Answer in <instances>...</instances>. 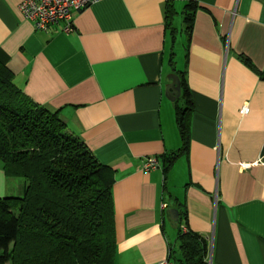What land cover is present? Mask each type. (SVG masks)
<instances>
[{
  "label": "crops",
  "instance_id": "1",
  "mask_svg": "<svg viewBox=\"0 0 264 264\" xmlns=\"http://www.w3.org/2000/svg\"><path fill=\"white\" fill-rule=\"evenodd\" d=\"M22 1L0 0V63L113 171V264H177L181 231L207 242L204 264H264V0H171L174 41L167 0H96L69 32L36 29ZM189 2L178 67L175 17ZM171 49L193 110L167 166L182 145L165 96ZM147 157L158 167L145 170Z\"/></svg>",
  "mask_w": 264,
  "mask_h": 264
},
{
  "label": "trees",
  "instance_id": "2",
  "mask_svg": "<svg viewBox=\"0 0 264 264\" xmlns=\"http://www.w3.org/2000/svg\"><path fill=\"white\" fill-rule=\"evenodd\" d=\"M194 8L190 2L183 8L186 34L192 29ZM175 14L173 2L167 0L165 18L173 41ZM173 56L171 49L170 62L181 82L174 114L182 145L167 166L186 149L193 110L185 70L175 67ZM0 163L5 177L25 179L22 196L0 197V264H113V171L65 130L58 111L24 96L13 83V72L2 63ZM175 254L177 264H204L207 242L181 231Z\"/></svg>",
  "mask_w": 264,
  "mask_h": 264
},
{
  "label": "built area",
  "instance_id": "3",
  "mask_svg": "<svg viewBox=\"0 0 264 264\" xmlns=\"http://www.w3.org/2000/svg\"><path fill=\"white\" fill-rule=\"evenodd\" d=\"M96 0H23L19 6L23 16L30 20L36 29L46 30L52 25H60V30L69 32L73 29V13L79 11ZM158 167L154 157H147L143 168L151 170ZM167 204L163 203L162 207ZM157 264H173L168 257Z\"/></svg>",
  "mask_w": 264,
  "mask_h": 264
},
{
  "label": "rangeland",
  "instance_id": "4",
  "mask_svg": "<svg viewBox=\"0 0 264 264\" xmlns=\"http://www.w3.org/2000/svg\"><path fill=\"white\" fill-rule=\"evenodd\" d=\"M175 26L178 28L179 33L177 36V42L174 48L175 51V61L177 58V66L182 64L183 55V34L181 29L183 28L182 16L181 14L175 17ZM25 179L23 177H5L2 164L0 163V197L4 196H22L24 193Z\"/></svg>",
  "mask_w": 264,
  "mask_h": 264
},
{
  "label": "water",
  "instance_id": "5",
  "mask_svg": "<svg viewBox=\"0 0 264 264\" xmlns=\"http://www.w3.org/2000/svg\"><path fill=\"white\" fill-rule=\"evenodd\" d=\"M169 83L165 87V96L170 100H176L181 94V82L180 78L176 73H171L167 76ZM171 218L178 220L177 209H170L169 211Z\"/></svg>",
  "mask_w": 264,
  "mask_h": 264
}]
</instances>
